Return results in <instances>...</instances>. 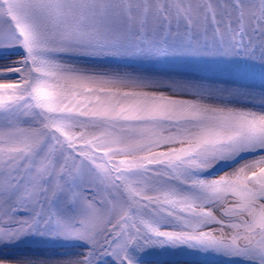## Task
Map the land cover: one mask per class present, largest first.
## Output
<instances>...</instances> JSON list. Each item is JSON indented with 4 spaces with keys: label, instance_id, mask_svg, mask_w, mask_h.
<instances>
[{
    "label": "snow or ice",
    "instance_id": "obj_1",
    "mask_svg": "<svg viewBox=\"0 0 264 264\" xmlns=\"http://www.w3.org/2000/svg\"><path fill=\"white\" fill-rule=\"evenodd\" d=\"M0 51V247L74 245L0 264H264V0H0Z\"/></svg>",
    "mask_w": 264,
    "mask_h": 264
},
{
    "label": "rangeland",
    "instance_id": "obj_2",
    "mask_svg": "<svg viewBox=\"0 0 264 264\" xmlns=\"http://www.w3.org/2000/svg\"><path fill=\"white\" fill-rule=\"evenodd\" d=\"M8 55L9 53L7 51H0V63H6L7 61L4 59V57ZM11 58L15 59L16 57L12 56ZM122 70L163 75L165 73L170 74L174 71H177L178 69L167 65L160 66L147 63L130 62L127 66L122 67ZM254 84L256 85L257 90H259L261 84L259 77L256 78ZM224 170L228 171L230 169L225 168ZM218 174H223V172L221 171ZM71 247H74V245L63 240L37 235L25 237L18 241L15 245L9 246L7 249L0 247V251H7L10 254L19 255L22 257H36L61 254ZM190 251V249H185L184 252L181 253L177 248L172 247H168L167 249L160 247H149L143 253H141L142 264H160L161 261L167 262L173 259L180 260V264H186L188 260L192 259V257L187 255V253ZM197 259H200L202 264H233V262L226 261L222 257H216L214 255H202Z\"/></svg>",
    "mask_w": 264,
    "mask_h": 264
}]
</instances>
